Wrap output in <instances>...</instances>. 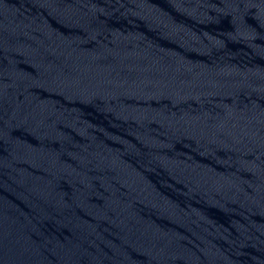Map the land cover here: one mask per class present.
Listing matches in <instances>:
<instances>
[{"label": "water", "instance_id": "1", "mask_svg": "<svg viewBox=\"0 0 264 264\" xmlns=\"http://www.w3.org/2000/svg\"><path fill=\"white\" fill-rule=\"evenodd\" d=\"M0 221L50 264H264V0H0Z\"/></svg>", "mask_w": 264, "mask_h": 264}]
</instances>
